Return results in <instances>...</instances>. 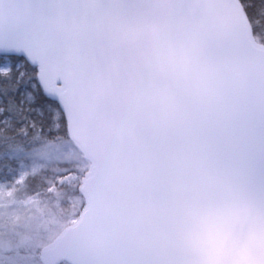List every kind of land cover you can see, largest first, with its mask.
<instances>
[{
	"label": "snow or ice",
	"instance_id": "1",
	"mask_svg": "<svg viewBox=\"0 0 264 264\" xmlns=\"http://www.w3.org/2000/svg\"><path fill=\"white\" fill-rule=\"evenodd\" d=\"M0 264H264V0H0Z\"/></svg>",
	"mask_w": 264,
	"mask_h": 264
}]
</instances>
